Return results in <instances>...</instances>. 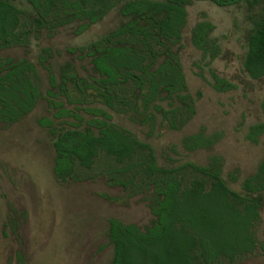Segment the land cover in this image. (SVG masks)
I'll list each match as a JSON object with an SVG mask.
<instances>
[{
	"label": "trees",
	"instance_id": "1",
	"mask_svg": "<svg viewBox=\"0 0 264 264\" xmlns=\"http://www.w3.org/2000/svg\"><path fill=\"white\" fill-rule=\"evenodd\" d=\"M192 1L229 7L242 0H127L120 9L127 21L79 48L81 59H89L90 70L82 73L67 62L56 76L47 64L49 49L39 60L49 72L47 100L54 110L53 118L44 117L39 124L54 138L56 178L74 180L79 169H93L103 155L115 164V184L129 187L139 180L152 189L151 225L140 228L115 218L108 221L107 237L113 247L109 264H222L253 254L258 246L255 227L264 211V157L236 190L224 178L221 156H211L205 165L160 166L152 144L114 122L111 113L130 115L151 129L158 115L174 129L179 128L177 121L183 125L192 119L195 100L179 51ZM120 2L0 0V48L28 47L32 35L54 34L75 22L81 23L82 34ZM214 30L207 20L192 30L193 45L209 63L221 52L212 38ZM247 41L245 71L261 80L264 0ZM212 73L219 88L222 79ZM38 81L37 67L28 57H0L1 124L15 125L34 112L44 98ZM263 134L264 123L253 126L249 137L258 142ZM217 141L202 129L186 136L183 146L195 152L212 148ZM230 178L238 181L235 174Z\"/></svg>",
	"mask_w": 264,
	"mask_h": 264
},
{
	"label": "rangeland",
	"instance_id": "2",
	"mask_svg": "<svg viewBox=\"0 0 264 264\" xmlns=\"http://www.w3.org/2000/svg\"><path fill=\"white\" fill-rule=\"evenodd\" d=\"M120 2L97 24L82 34L75 22L51 34L32 35L28 47L0 48V57H28L39 72L43 99L34 112L15 125L0 123V264H109L113 247L107 237L108 221L119 219L145 228L154 220L150 209L152 189L137 180L134 186L115 184L112 160L101 156L91 170L79 169L74 180H58L54 174V138L39 124L53 118L47 98L51 85L49 72L39 60L49 49L48 63L58 76L67 62L80 72L90 70L86 47L127 21ZM162 1V0H158ZM19 4L21 2H18ZM263 0H242L219 7L208 1H192L179 48L189 93L195 100V114L179 128L157 116L154 129L134 122L130 115L111 113L114 122L149 142L163 167L187 162L205 165L213 155L224 160V178L236 190L254 174L264 157V134L254 142L250 130L264 123V78L252 79L244 68L248 36L258 19ZM214 26L212 38L221 47L220 56L209 63L192 43V30L201 21ZM212 71L222 79L218 85ZM167 105V103H165ZM164 107L168 109L167 106ZM138 117V116H137ZM204 129L217 136V144L195 152L183 146L186 136ZM238 178L236 183L230 175ZM258 246L253 254L222 264H264V211L255 227Z\"/></svg>",
	"mask_w": 264,
	"mask_h": 264
}]
</instances>
